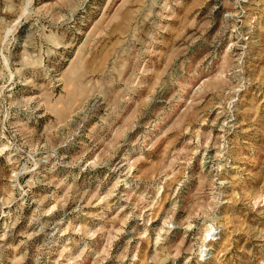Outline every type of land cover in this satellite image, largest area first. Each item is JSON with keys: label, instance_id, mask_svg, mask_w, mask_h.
<instances>
[{"label": "rangeland", "instance_id": "obj_1", "mask_svg": "<svg viewBox=\"0 0 264 264\" xmlns=\"http://www.w3.org/2000/svg\"><path fill=\"white\" fill-rule=\"evenodd\" d=\"M0 264H264V0H0Z\"/></svg>", "mask_w": 264, "mask_h": 264}]
</instances>
